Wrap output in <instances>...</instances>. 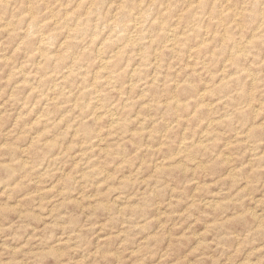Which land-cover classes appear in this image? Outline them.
<instances>
[{
  "label": "rangeland",
  "instance_id": "1",
  "mask_svg": "<svg viewBox=\"0 0 264 264\" xmlns=\"http://www.w3.org/2000/svg\"><path fill=\"white\" fill-rule=\"evenodd\" d=\"M40 1L0 0V264H264V0Z\"/></svg>",
  "mask_w": 264,
  "mask_h": 264
},
{
  "label": "bare ground",
  "instance_id": "2",
  "mask_svg": "<svg viewBox=\"0 0 264 264\" xmlns=\"http://www.w3.org/2000/svg\"><path fill=\"white\" fill-rule=\"evenodd\" d=\"M4 1H5V0H4ZM13 1H14V0H13ZM36 1H37V0H36ZM39 1H40V0H39ZM42 1H43V0H42ZM50 1H51V0H50ZM72 1H73V0H72ZM72 1H71V2H72ZM107 1H108V0H107ZM107 1H106V2H107ZM110 1H112V0H110ZM136 1H137V0H136ZM166 1H167V0H166ZM233 1H234V0H233ZM241 1H242V0H241ZM246 1H247V0H246ZM259 1H260V0H259ZM259 1H257V2L259 3ZM1 2H2V1H1ZM26 2H28V0H26ZM40 2H41V1H40ZM48 2H49V0H48ZM52 2H53V0H52ZM56 2H57V1H56ZM63 2H65V1H63ZM63 2H62V4H63ZM69 2H70V0H69ZM77 2H78V1H77ZM82 2H83V1H82ZM89 2L91 3V0H90ZM98 2H99V1H98ZM100 2H101V1H100ZM100 2H99V4H100ZM119 2H120V0H119ZM119 2H118L117 4H119ZM129 2H130V1L128 0V4H129ZM132 2H133V1H132ZM132 2H130V4H132ZM148 2L150 3V1H148ZM219 2H220V1H219ZM235 2H236V1H235ZM237 2H239V1H237ZM257 2H256V3H257ZM262 2H263V1H262ZM6 3H7V2H6ZM8 3H9V2H8ZM19 3H20V2H19ZM19 3H18V4H19ZM22 3H24V1H22ZM31 3H32V1H31ZM33 3H34V2H33ZM43 3H44V2H43ZM46 3H47V2H46ZM75 3H76V2H75ZM84 3H85V2H84ZM95 3H96V2H95ZM95 3H94V4H95ZM107 3H108V2H107ZM114 3H116V2H114ZM122 3H124V2H122ZM125 3H126V1H125ZM165 3H166V2H165ZM221 3H222V2H221ZM221 3H220V4H221ZM232 3H233V2H232ZM14 4H15V2H14ZM41 4H42V3H41ZM73 4H74V2H73ZM76 4H77V3H76ZM88 4H89V3H88ZM97 4H98V3H97ZM97 4H96V5H97ZM102 4H103V3H102ZM126 4H127V3H126ZM147 4H148V3H147ZM170 4H171V3H170ZM236 4L238 5L239 3H236ZM242 4H243V3H242ZM246 4H248V3H246ZM250 4H251V3H250ZM263 4H264V3H263ZM15 5H16V4H15ZM15 5H14V6H15ZM23 5H24V4H23ZM63 5H64V4H63ZM63 5H62V6H63ZM66 5H67V4H66ZM68 5L70 6V3H69ZM71 5H72V3H71ZM96 5H94V6L96 7ZM100 5H101V4H100ZM106 5H107V4H106ZM121 5H122V4H121ZM124 5H125V4H124ZM133 5H134V4H133ZM136 5H137V3H136ZM161 5H162V4H160V6H161ZM172 5H173V4H172ZM228 5H230V4H228ZM228 5H226V6H228ZM237 5H236V6H237ZM252 5H253V4H252ZM8 6H9V5H8ZM16 6H17V5H16ZM29 6H30V4H29ZM43 6H45V4L42 5V6H40V7L43 8ZM56 6H57V5H56ZM59 6H60V4H59ZM76 6H77V5H75V7H76ZM82 6H85V5H82ZM82 6H81V7H82ZM116 6H117V5H116ZM143 6H145V5H143ZM163 6H165V5L163 4ZM163 6H161L160 8H162ZM219 6H220V5H219ZM230 6H231V5H230ZM232 6H233V5H232ZM253 6H254V5H253ZM260 6H261V5H260ZM263 6H264V5H263ZM263 6H262V7H263ZM33 7H34V4H33ZM46 7H47L46 9L48 10V6H47V5H46ZM50 7H51V6H50ZM71 7H72V6H71ZM73 7H74V6H73ZM73 7H72V9H74ZM81 7H80V8H81ZM108 7H109V6H108ZM119 7H120V6H119ZM119 7H118V8H119ZM122 7H123V6H122ZM127 7H128V6H127ZM127 7H126V8H127ZM139 7L142 8V6H139ZM145 7H146V6H145ZM157 7H158V6H157ZM220 7H221V6H220ZM233 7H235V6H233ZM237 7H238V6H237ZM246 7H247V6H246ZM246 7H244V9H246ZM251 7H252V6H251ZM0 8H1V7H0ZM10 8H11V7H10ZM17 8H18V7H17ZM30 8H31V7H30ZM38 8H39V7H38ZM51 8H52V7H51ZM54 8H55V6H54ZM56 8H57V7H56ZM82 8H83V7H82ZM87 8H88V7H87ZM89 8H90V5H89ZM98 8H100V7H98ZM116 8H117V7H116ZM116 8H115V10L117 11L118 9H116ZM132 8H133V6H132ZM132 8H131V9H132ZM140 8H139V9H140ZM163 8H164V7H163ZM256 8H257V5H256ZM256 8H254V9H256ZM260 8H261V7H260ZM6 9H7V8H6ZM14 9H16V8H14ZM14 9H13V10H14ZM26 9H27V8H26ZM32 9H33V8H32ZM44 9H45V8H44ZM52 9H53V8H52ZM64 9H66V8H64ZM69 9H70V8H69ZM84 9H86V7H85ZM94 9H95V8H94ZM103 9H104V8H103ZM103 9L101 8V10H103ZM128 9H129V8H128ZM128 9H126L127 12H128ZM164 9H165V8H164ZM184 9H186V8H184ZM184 9H183V11H184ZM219 9H220V8H219ZM226 9H227V8H226ZM228 9H230V8L228 7ZM248 9H249V8H248ZM248 9H247V10H248ZM252 9H253V8H252ZM257 9H258V10H261V9H259V8H257ZM257 9H256V10H257ZM262 9H263V8H262ZM4 10H5V9H4ZM30 10H31V9H30ZM35 10H36V8H35ZM47 10H46V11H47ZM91 10H93V9L91 8ZM95 10H96V9H95ZM97 10H98V9H97ZM101 10H100V11H101ZM134 10H136V9H134ZM137 10H138V9H137ZM137 10H136V11H137ZM149 10H150V9H149ZM162 10H163V9H162ZM208 10H209V9H208ZM231 10H232V9H231ZM238 10H240V8L237 9V11H238ZM242 10H243V9H242ZM5 11H6V10H5ZM20 11H22V10H20ZM20 11H19V12H20ZM48 11H49V10H48ZM55 11H56V10H55ZM93 11H94V10H93ZM105 11H106V10H105ZM109 11H110V10H109ZM113 11H114V10H113ZM132 11H133V10H132ZM183 11H182V12H183ZM234 11H235V10H234ZM234 11H233V12H234ZM237 11H235V12H237ZM249 11H250V9H249ZM251 11H252V10H251ZM9 12H11V11H9ZM13 12H14V11H13ZM24 12H25V11H24ZM27 12H29V11H27ZM34 12H35V11H34ZM34 12H33V13H34ZM37 12H39L38 9H37ZM43 12H45V11H43ZM51 12H52V11H51ZM56 12H57V11H56ZM61 12H62V11H61ZM61 12H59V13H61ZM64 12H65V11H64ZM66 12H67V11H66ZM76 12H78V11L76 10ZM83 12H84V11H83ZM85 12H86V10H85ZM85 12H84V13H85ZM91 12H92V11H91ZM101 12H103V11H101ZM107 12H108V11H107ZM119 12H120V11H119ZM122 12H126V11H122ZM122 12H120V13H122ZM223 12H225V11H223ZM5 13H7V12H5ZM20 13H21V12H20ZM53 13H54V11H53ZM62 13H63V12H62ZM62 13H61V14H62ZM93 13H94V12H93ZM93 13H92V14H93ZM98 13H99V12H98ZM139 13H141V12H139ZM146 13H147V12H146ZM177 13H179V12H177ZM251 13H252V12H251ZM254 13H255V12H254ZM260 13H262V11H261ZM0 14H1V12H0ZM10 14H11V13H10ZM13 14H14V13H13ZM38 14H39V13H38ZM65 14H66V13H65ZM73 14H74V13H73ZM75 14H76V13H75ZM80 14H82V11H81ZM80 14H79V15H80ZM100 14H101V13H100ZM103 14H104V13H103ZM135 14H136V13H135ZM199 14H200V13H199ZM217 14H218V13H217ZM236 14H237V13H236ZM240 14H241V13H240ZM256 14H257V11H256ZM5 15H6V14H5ZM31 15H32V14H31ZM35 15H37V14H35ZM45 15H46V14H45ZM57 15H58V14H57ZM87 15H88V14H87ZM93 15H95V13H94ZM97 15H98V14H97ZM101 15H102V14H101ZM104 15H105V14H104ZM113 15H114V14H113ZM119 15H120V14H119ZM126 15H127V14H126ZM128 15H130V14H128ZM131 15H132V13H131ZM131 15H130V16H131ZM150 15H151V14H150ZM156 15H157V14H156ZM46 16H47V15H46ZM54 16H55V15H54ZM70 16H71V15H70ZM99 16H100V15H99ZM99 16H98V17H99ZM111 16H112V14H111ZM120 16H121V15H120ZM135 16H136V15H135ZM190 16L192 17V15H190ZM221 16H222V15H221ZM230 16H231V15H230ZM244 16H245V15H244ZM249 16H250V15H249ZM249 16H248V17H249ZM2 17H3V16H2ZM7 17H8V16H7ZM7 17H6V18H7ZM13 17H14V16H13ZM13 17H12V18H13ZM15 17H17V16L15 15ZM35 17H36V16H35ZM47 17H48V16H47ZM50 17H51V16H50ZM52 17H53V15H52ZM58 17H59V16H58ZM80 17H81V16H80ZM106 17H107V16H106ZM116 17H118V16H116ZM132 17L134 18V15H133ZM142 17H143V16H142ZM144 17H146V16H144ZM153 17H154V16H153ZM171 17H172V16H171ZM234 17H235V15H234ZM250 17H251V16H250ZM10 18H11V17H10ZM17 18H18V17H17ZM29 18H30V17H29ZM42 18H45V17H42ZM42 18H41V19H42ZM70 18H71V17H70ZM89 18H90V17H89ZM89 18H88V19H89ZM92 18H93V17H92ZM94 18H95V16H94ZM112 18H113V17H112ZM112 18H111V19H112ZM118 18H119V17H118ZM127 18H128V17H126V19H127ZM133 18H132V19H133ZM135 18H137V17H135ZM135 18H134V19H135ZM168 18H169V16H168ZM178 18H179V17H178ZM208 18H209V17H208ZM219 18H220V16H219ZM0 19H1V18H0ZM22 19H23V18H21V21H22ZM30 19L32 20V18H30ZM37 19H39V18H37ZM54 19H55V18H54ZM61 19H63V18H61ZM61 19H60V21H61ZM65 19H66V18H65ZM72 19H73V18L70 19L71 22H72ZM74 19H75V18H74ZM74 19H73V21H74ZM86 19H87V18H86ZM88 19H87V20H88ZM98 19H99V18H97V20H98ZM115 19H116V18H115ZM120 19H122V18H120ZM129 19H130V17H129ZM159 19H160V18H159ZM159 19H157V20H159ZM163 19H164V18H163ZM171 19H172V18H171ZM171 19H170V20H171ZM202 19H203V18H202ZM223 19H224V18H223ZM244 19H245V17H244ZM252 19H253V18H252ZM262 19H263V18H261V19H259V20H262ZM3 20H4V19H3ZM3 20H2V21H3ZM8 20H9V19H8ZM10 20H11V19H10ZM13 20H14V19H13ZM13 20H12V21H13ZM15 20H16V19H15ZM44 20H45V19H44ZM49 20H50V19H49ZM56 20H57V19H56ZM76 20H77V19H76ZM83 20H84V19H83ZM90 20H91V19H90ZM102 20H104V19H102ZM102 20H101V21H102ZM105 20H106V19H105ZM109 20H110V18H109ZM117 20H118V19H117ZM117 20H116V21H117ZM152 20H154V19H151V21H152ZM208 20H209V19H207V21H208ZM219 20H220V19H219ZM238 20H239V19H238ZM238 20H237V21H238ZM242 20H243V19H242ZM0 21H1V20H0ZM18 21H20V20L17 19L16 24H18ZM32 21H33V20H32ZM46 21H47V20H46ZM68 21H69V20H67V22H68ZM92 21H93V20H92ZM142 21H143V20H142ZM142 21H141V22H142ZM146 21H147V20H146ZM151 21H149V22L151 23ZM160 21H161V19H160ZM176 21H177V20H176ZM233 21H234V20H233ZM233 21H232V22H233ZM5 22H7V20H6ZM14 22H15V21H14ZM34 22H35V20H34ZM69 22H70V21H69ZM69 22H68V23H69ZM71 22H70V23H71ZM84 22H86V21L84 20ZM118 22H119V21H118ZM118 22H117V23H118ZM121 22H122V21H121ZM123 22H124V21H123ZM129 22H133V20H131V21H129ZM129 22H128V23H129ZM144 22H145V20H144ZM144 22H142V24H143ZM200 22H201V21H200ZM228 22H229V21H228ZM235 22H236V20H235ZM239 22H240V21H238L237 24H239ZM241 22H242V21H241ZM259 22H260V23H263V22H264V19H263V22H261V21H259ZM2 23H3V22H2ZM11 23H12V22H11ZM19 23H20V22H19ZM28 23H30V22H28ZM36 23H37V22H36ZM41 23H42V21H41ZM50 23H51V22H50ZM56 23H57V22H56ZM60 23H62V22H60ZM72 23L74 24V22H72ZM79 23H80V22H79ZM100 23H101V22H100ZM102 23H103V22H102ZM102 23H101V25H102ZM117 23H116L115 25H117ZM128 23H127V24H128ZM171 23H172V22H171ZM174 23H176V22H174ZM190 23H191V22H190ZM192 23H193V22H192ZM204 23H205V22H204ZM206 23H207V22H206ZM214 23H215V22H214ZM12 24H13V23H12ZM32 24H35V23H32ZM32 24H30V25H32ZM111 24H112V23H111ZM119 24L123 25V23H119ZM119 24H118L117 26L120 27ZM125 24H126V23H125ZM131 24H133V23H131ZM134 24H135V23H134ZM134 24H133V25H134ZM176 24H177V23H176ZM258 24H259V23H258ZM0 25H1V24H0ZM2 25H3V24H2ZM4 25H6V24H4ZM27 25H28V24H27ZM38 25H39V23H38ZM51 25H52V24H51ZM51 25H50V26H51ZM65 25H66V24H65ZM65 25H64V26H65ZM69 25H71V24H69ZM81 25H82V23H81ZM85 25H86V24H85ZM94 25H95V24H94ZM94 25H92V26L94 27ZM108 25H109V24H108ZM147 25H148V24H147ZM168 25H169V24H168ZM262 25H263V24H262ZM7 26H8V25H7ZM18 26H19V24H18ZM22 26H23V25H22ZM25 26H26V25H25ZM42 26H43V25H42ZM73 26H74V25H73ZM79 26H80V25H78V27H79ZM90 26H91V25H90ZM96 26H97V24H96ZM105 26H106V25H105ZM124 26H125V25H124ZM129 26H130V25H129ZM148 26H149V25H148ZM171 26H172V25H171ZM173 26H174V25H173ZM225 26H226V25H225ZM236 26H238V25H236ZM242 26H243V25H242ZM246 26H247V25H246ZM248 26H249V25H248ZM1 27H2V26H1ZM8 27H9V26H8ZM12 27H14V24H13ZM34 27H36V26L34 25ZM58 27H59V26H58ZM93 27H92V28H93ZM102 27H104V23H103V26H102ZM102 27H101V28H102ZM107 27H108V26H107ZM113 27H115V26H113ZM121 27H122V26H121ZM134 27H135V26H134ZM144 27H145V26H144ZM169 27H170V26H169ZM215 27H216V26H215ZM244 27H245V26H244ZM4 28H5V27H4ZM18 28H19V27H18ZM22 28H23V27H22ZM27 28H28V27H27ZM32 28H33V27H32ZM38 28H39V26H38ZM55 28H56V27H55ZM60 28H61V25H60ZM62 28H64V27H62ZM66 28H68V27H66ZM66 28H65V29H66ZM97 28H98V27H97ZM108 28H109V27H108ZM117 28H118V27H117ZM126 28H127V26H126ZM152 28H153V27H152ZM191 28H192V27H191ZM203 28H204V27H203ZM223 28H224V27H223ZM248 28H249V27H248ZM254 28H255V27H254ZM16 29H17V28H16ZM28 29H29V28H28ZM28 29H27V30H28ZM34 29H36V28H34ZM40 29H41V28H40ZM95 29H96V28H95ZM109 29H110V28H109ZM122 29H123V28H122ZM124 29H125V28H124ZM136 29H138V28H136ZM142 29H143V28H142ZM142 29H141V30H142ZM144 29H145V28H144ZM156 29H157V28H156ZM170 29H171V28H170ZM255 29H256V28H255ZM9 30H10V29H8V31H9ZM11 30H12V29H11ZM11 30H10V31H11ZM20 30H21V29H20ZM25 30H26V28H25ZM30 30H31V29H30ZM55 30H56V29H55ZM58 30H59V29H58ZM69 30H70V29H69ZM83 30H84V29H83ZM88 30H89V29H88ZM92 30H93V29H92ZM92 30H90V32H91ZM120 30H121V29H120ZM127 30H128V29H127ZM150 30H151V29H150ZM189 30H190V29H189ZM204 30H205V29H204ZM12 31L15 32L16 30H12ZM17 31H18V30H17ZM17 31H16V32H17ZM31 31H32V30H31ZM41 31H42V30H41ZM49 31H50V30H49ZM52 31L54 32V30H52ZM73 31H74V30H73ZM78 31H79V30H78ZM78 31H77V32H78ZM80 31H81V30H80ZM114 31H115V30H114ZM121 31H122V30H121ZM123 31H124V30H123ZM134 31H135V30H134ZM147 31H148V30H147ZM153 31H154V30H153ZM164 31H166V30H164ZM181 31H183V30L181 29ZM181 31H180V32H181ZM210 31H211V30H210ZM23 32H24V31H23ZM32 32H33V31H32ZM44 32H45V31H44ZM46 32H47V31H46ZM84 32H85V31H84ZM84 32H83V33H84ZM97 32H98V31H97ZM109 32H110V31H109ZM117 32H118V31H116V34H117ZM132 32H133V31H132ZM138 32H139V31H138ZM138 32H137V33H138ZM143 32H144V31H143ZM220 32H221V31H220ZM253 32H254V31H253ZM263 32H264V31H263ZM6 33H7V32H6ZM21 33H22V31H21ZM29 33H30V32H29ZM35 33L37 34V32H35ZM65 33H66V32H65ZM85 33H86V32H85ZM94 33H95V32H94ZM104 33H105V32H104ZM137 33H136V35L138 36ZM141 33H142V31H141ZM168 33H169V32H168ZM206 33H208V32H206ZM206 33H203V34H206ZM229 33H230V32H229ZM19 34H20V33H19ZM41 34H42V33H41ZM48 34H49V33H48ZM66 34H68V31H67ZM66 34H64V35H66ZM80 34H81V33H80ZM90 34H91V33H90ZM90 34H89L88 36L91 37ZM92 34H93V33H92ZM97 34H98V33H97ZM97 34H95V36H96ZM99 34H100V33H99ZM99 34H98V35H99ZM116 34H115V35H116ZM127 34H129V33H127ZM127 34H126V35H127ZM169 34H170V33H169ZM176 34H177V33H176ZM212 34H213V32H212ZM217 34H219V33H217ZM45 35H46V34H45ZM78 35H79V34H78ZM98 35H97V36H98ZM111 35H112V34H111ZM111 35H110V36H111ZM122 35H123V34H122ZM146 35H147V34H146ZM152 35L155 36V34H152ZM167 35H168V34H167ZM167 35L165 34V38H166ZM183 35H184V34H183ZM206 35H207V34H206ZM247 35H248V34H247ZM251 35H252V34H251ZM19 36H20V35H19ZM24 36H26V35H24ZM30 36H32V35H30ZM41 36H43V34H42ZM54 36H55V35H54ZM54 36H53V37H54ZM70 36H71V34H70ZM72 36H73V35H72ZM82 36H83V34H82ZM82 36H81V37H82ZM123 36H124V35H123ZM123 36H121V37H123ZM149 36H150V35H149ZM169 36H170V35H169ZM175 36H177V35H175ZM201 36H202V35H201ZM203 36H204V35H203ZM203 36H202V37H203ZM211 36H212V35H211ZM222 36H223V35H222ZM20 37H21V36H20ZM20 37H19V40H20ZM22 37H23V36H22ZM26 37H28V34H27ZM47 37L49 38L48 35H47ZM47 37H46V38H47ZM74 37H75V36H74ZM74 37H73V38H74ZM111 37H112V36H111ZM115 37H116V36H115ZM127 37H128V36H127ZM127 37H126V38H127ZM133 37H136V36H133ZM138 37H140V36H138ZM177 37H179V36H177ZM199 37H200V36H199ZM255 37H256V36H255ZM100 38H101V37H100ZM117 38H118V37H117ZM126 38H125V39H126ZM142 38H143V36H142ZM142 38H141V40H142ZM146 38H149V37H146ZM152 38H153V37H152ZM163 38H164V37H163ZM200 38H201V37H200ZM209 38H210V37H209ZM209 38H208V39H209ZM251 38H252V37H251ZM22 39H24V38H22ZM38 39H40V38H38ZM50 39H51V38H50ZM50 39H48V40H50ZM61 39H62V38H61ZM69 39H71V37H70ZM76 39H77V38H76ZM90 39H91V38H90ZM104 39H105V38H104ZM106 39H107V37H106ZM119 39H120V38H119ZM127 39H128V38H127ZM136 39H137V38H136ZM144 39H145V38H144ZM159 39H160V38H159ZM171 39H172V38H171ZM237 39H238V38H237ZM35 40H36V39H35ZM35 40H34V41H35ZM42 40H43V39H42ZM48 40H46V41H48ZM55 40H56V39H55ZM59 40H60V39H59ZM101 40H102V39H101ZM137 40H138V39H137ZM149 40H150V39H149ZM151 40H152V39H151ZM165 40H167V38H166ZM205 40H206V39H205ZM230 40H231V39H230ZM230 40H229V41H230ZM28 41H29V40H28ZM28 41H27V42H28ZM32 41H33V40H32ZM32 41H31V42H32ZM37 41H38V40H37ZM62 41H63V40H62ZM119 41H120V40H119ZM162 41H164V40H162ZM172 41H173V40H172ZM240 41H241V40H239L238 42H240ZM20 42H21V40H20ZM24 42H25V41H24ZM24 42H23V43H24ZM92 42H93V41H92ZM97 42H98V41H97ZM116 42H117V41H116ZM122 42H124V41H122ZM122 42H121V43H122ZM125 42H126V40H125ZM139 42H140V40H139ZM167 42H168V41H167ZM262 42H263V41H262ZM16 43H17V41H16ZM25 43H26V42H25ZM34 43H35V42H34ZM47 43H48V42H46V45H47ZM49 43H50V42H49ZM113 43H114V41H113ZM126 43H127V42H126ZM128 43H129V42H128ZM137 43H138V42H137ZM163 43H164V42H163ZM165 43H166V42H165ZM174 43H175V42H174ZM190 43H191V42H190ZM198 43H200V41H199ZM201 43H202V42H201ZM17 44H18V43H17ZM29 44H30V43H29ZM39 44H40V43H39ZM39 44H38V46H39ZM95 44H96V43H95ZM100 44L102 45L101 42H100ZM115 44H116V43H115ZM131 44H132V43H131ZM141 44H142V43H141ZM145 44H146V43H145ZM147 44H148V43H147ZM171 44H172V43H171ZM233 44H234V43H233ZM23 45H25V44H23ZM26 45H27V44H26ZM35 45H36V44H35ZM35 45H34V46H35ZM41 45H42V44H41ZM84 45H85V44H84ZM93 45H94V44H93ZM101 45H100V46H101ZM116 45H117V44H116ZM119 45H120V44H119ZM136 45H137V44H136ZM139 45H140V43H139ZM198 45H199V44H198ZM198 45H195V46H198ZM228 45H229V44H228ZM238 45H239V44H238ZM251 45H252V44H251ZM3 46H4V45H3ZM32 46H33V45H32ZM42 46H43V45H42ZM66 46H67V45H66ZM82 46H83V45H82ZM102 46H103V45H102ZM144 46H145V45H144ZM144 46H142V47L144 48ZM155 46H156V45H155ZM170 46H171V45H170ZM195 46H193V47H195ZM200 46H201V45H200ZM230 46H231V45H230ZM242 46H243V45H242ZM244 46H245V45H244ZM246 46H247V45H246ZM246 46H245V48H246ZM14 47H15V46H14ZM40 47H41V46H40ZM64 47H65V45H64ZM89 47H90V46H89ZM119 47H120V46H119ZM160 47H161V46H160ZM166 47H168V46H166ZM171 47H172V46H171ZM238 47H240V45H239ZM12 48H13V47H12ZM43 48H44V47H43ZM66 48H67V47H66ZM68 48H69V47H68ZM100 48H101V47H100ZM146 48H148V45L145 46V49H146ZM155 48H156V47H155ZM168 48H169V47H168ZM173 48H174V47H173ZM3 49H4V48H3ZM3 49H2V50H3ZM44 49H45V48H44ZM69 49H70V48H69ZM90 49H92V48H90ZM109 49H110V47H109ZM117 49H118V46H117ZM213 49H214V48H213ZM230 49H231V48H230ZM241 49H242V48H241ZM23 50H24V49H23ZM30 50H31V49H30ZM41 50H42V49H41ZM47 50H48V49H47ZM78 50H79V49H78ZM98 50H99V49H98ZM118 50H119V49H118ZM135 50H136V49H135ZM135 50H134V51H135ZM139 50H140V49H139ZM142 50H143V49H142ZM176 50H177V49H176ZM25 51H26V49H25ZM31 51H32V50H31ZM31 51H29L28 55L30 54ZM39 51H40V50H39ZM112 51H113V50H112ZM125 51H127V50H125ZM131 51H133V50H131ZM143 51H144V50H143ZM178 51H179V50H178ZM178 51H177V52H178ZM211 51H213V50H211ZM236 51H238V50H236ZM245 51H246V50H245ZM257 51H258V50H257ZM23 52H24V51H23ZM46 52H47V51H46ZM48 52H49V51H48ZM64 52H65V50H64ZM109 52H110V51H109ZM114 52H115V51H114ZM116 52H118V51H116ZM129 52H130V51H129ZM136 52H137V50L135 51V53H136ZM152 52H153V51H152ZM157 52H158V51H157ZM185 52H186V51H185ZM209 52H210V51H209ZM227 52H229V51H227ZM240 52H241V51H240ZM39 53H40V52H39ZM44 53H45V52H44ZM68 53H69V52H68ZM71 53H72V52H71ZM71 53H70V54H71ZM111 53H112V52H111ZM146 53H147V52H146ZM150 53H151V52H150ZM31 54H32V53H31ZM46 54H47V53H46ZM48 54H49V53H48ZM48 54H47V55H48ZM153 54H156V53L154 52ZM230 54H231V56H232L234 53L232 54V53L230 52ZM74 55H75V54H74ZM109 55H110V54H109ZM113 55H114V54H113ZM139 55H140V54H139ZM142 55H143V54H142ZM243 55H244V52H243ZM258 55H259V54H258ZM36 56H37V55H36ZM38 56H39V55H38ZM76 56H77V55H76ZM82 56H83V54H82ZM94 56H95V55H94ZM107 56H108V55H107ZM159 56H160V55H159ZM176 56H178V55H176ZM233 56H234V55H233ZM43 57H44V56H43ZM62 57H63V56H62ZM62 57H60V59H61ZM64 57H67V56H64ZM71 57H72V56H71ZM74 57H75V56H74ZM74 57H73V58H74ZM78 57H80V54L78 55ZM113 57H114V56H112V59H113ZM146 57H147V55L145 56V58H146ZM243 57H245V56H243ZM259 57H260V56H259ZM39 58H40V60H41V57H39ZM39 58H38V59H39ZM46 58H47V57H46ZM81 58H82V57H81ZM81 58H80V59H81ZM123 58H124V57H123ZM145 58H143V59H145ZM153 58H154V57H153ZM158 58H159V57H158ZM58 59H59V58H58ZM82 59H84V58H82ZM105 59H106V58H105ZM64 60H65V59H64ZM73 60H74V59H73ZM73 60H72V61H73ZM154 60H155V58H154ZM43 61H46V60H43ZM55 61H56V59H55ZM79 61H80V60H79ZM85 61H86V60H85ZM87 61H88V60H87ZM116 61H117V60H116ZM77 62H78V61H77ZM123 62H124V61H123ZM123 62L121 61V63H123ZM152 62H153V61H152ZM154 62H155V61H154ZM154 62H153V63H154ZM201 62H202V61H201ZM240 62H242V61H240ZM44 63H45V62H44ZM64 63H66V62H64ZM70 63H71V62H69V64H70ZM87 63H88V62H87ZM105 63H106V62H105ZM113 63H114V62H113ZM116 63H117V62H116ZM236 63H237V62H236ZM36 64H37V63H36ZM45 64H46V63H45ZM59 64H60V63H59ZM108 64H109V63H108ZM141 64H143V63H141ZM145 64H146V63H145ZM11 65H12V64H11ZM38 65H39V64H38ZM86 65H87V64H86ZM91 65H92V64H91ZM113 65H114V64H113ZM117 65H118V64H117ZM121 65H123V64H121ZM143 65H144V64H143ZM191 65H193V64H191ZM31 66H32V65H31ZM36 66H37V65H36ZM56 66H57V65H55V68H56ZM60 66H61V65H60ZM60 66H58V67H60ZM67 66H68V65H67ZM74 66H75V65H74ZM74 66H73V67H74ZM80 66H82V65L80 64ZM80 66L78 67L79 69H81ZM102 66H103V64H102ZM107 66H108V65H107ZM110 66H111V68H114V69H115L116 64L114 65L115 67H114V66L112 67V65H110ZM245 66H246V65H245ZM44 67H45V66H44ZM44 67H43V70H44ZM51 67H53V65H51ZM73 67H72V68H73ZM117 67H119V66H117ZM120 67H121V66H120ZM131 67H132V66H131ZM155 67H156V66H155ZM53 68H54V67H53ZM53 68H52V69H53ZM67 68H68V67H67ZM72 68H71V69H72ZM75 68H77V67H75ZM78 68H77V70H78ZM88 68H89V67H88ZM100 68H101V66H100ZM105 68H106V67H105ZM111 68H110V69H111ZM151 68H152V67H151ZM27 69H28V68H27ZM35 69H37V68H35ZM82 69H83V68H82ZM97 69H98V68H97ZM110 69H109V70H110ZM116 69H117V68H116ZM118 69H121V68H118ZM118 69H117V70H118ZM247 69H248V68H247ZM25 70H26V69H25ZM45 70H46V69H45ZM66 70H67V69H66ZM72 70H74V69H72ZM77 70H75V71H77ZM83 70H84V69H83ZM103 70H104V69H103ZM112 70H113V69H112ZM131 70H132V69H131ZM235 70H236V68H235ZM235 70H234V71H235ZM53 71H54V70H53ZM68 71H69V70H68ZM85 71H86V70H85ZM132 71H133V70H132ZM139 71H140V70H139ZM8 72H9V71H8ZM69 72H70V71H69ZM78 72H79V71H78ZM128 72H129V71H128ZM135 72H137V71H135ZM140 72H141V71H140ZM143 72H144V71H143ZM40 73H41V72H40ZM44 73H45V71H44ZM49 73H50V72H49ZM52 73H53V72H52ZM60 73H61V72H60ZM99 73H100V71H99ZM131 73H133V72H131ZM131 73H129V74L131 75ZM174 73H175V72H174ZM213 73H214V72H213ZM70 74H72V73H70ZM77 74L79 75L80 73H77ZM83 74H84V73H83ZM86 74H87V73H86ZM104 74H106V73H104ZM109 74H110V72H109ZM113 74H115V73H113ZM162 74H163V73H162ZM186 74H187V73H186ZM255 74H256V73H255ZM45 75H46V74H45ZM64 75H65V73H64ZM64 75L62 74V76H64ZM43 76H44V75H43ZM65 76H66V75H65ZM68 76H69V75H68ZM80 76L82 77V75H80ZM137 76H138V75H137ZM254 76H255V75H254ZM7 77H8V76H7ZM39 77H41V76H39ZM39 77H38V78H39ZM101 77H102V76H101ZM116 77H117V75H116ZM72 78H73V76H72ZM103 78H104V76H103ZM111 78H112V77H111ZM117 78H118V77H117ZM183 78H184V77H183ZM39 79H41V78H39ZM47 79H48V78H47ZM57 79H58V78H57ZM81 79H82V78H81ZM104 79H105V78H104ZM114 79H115V78H114ZM14 80H15V79H14ZM35 80H36V79H35ZM66 80H67V79H66ZM105 80H106V79H105ZM138 80H139V79H138ZM258 80H259V79H258ZM24 81H25V80H24ZM39 81H40V80H39ZM46 81H47V80H46ZM53 81H54V80H53ZM122 81H124V80H122ZM201 81H202V80H201ZM41 82H42V81H41ZM49 82H50V80H49ZM55 82H56V81H55ZM69 82H70V81H69ZM80 82H81V81H80ZM176 82H177V81H176ZM180 82H181V81H180ZM253 82H254V81H253ZM16 83H17V82H16ZM36 83H37V82H36ZM43 83H44V82H43ZM47 83H48V82H47ZM78 83H79V82H78ZM105 83H106V82H105ZM174 83H175V82H174ZM191 83H192V82H191ZM242 83H243V82H242ZM242 83H241V84H242ZM44 84H45V83H44ZM44 84H43V85H44ZM107 84H108V83H107ZM177 84H178V83H177ZM241 84H240V86H241ZM41 85H42V84H41ZM83 85H84V84H83ZM174 85H175V84H174ZM238 85H239V84H238ZM245 85H246V84H245ZM13 86H14V85H13ZM197 86H198V85H197ZM129 87H130V86H129ZM129 87H128V88H129ZM2 88H5V87H2ZM169 88H171V87H169ZM174 88H176V87H174ZM171 89L173 90V88H171ZM227 89H228V88H227ZM78 90H79V89H78ZM94 90H95V89H94ZM238 90H239V89H238ZM251 91H252V90H251ZM51 92H52V91H51ZM123 92H124V91H123ZM169 92H170V89H169ZM171 92H172V91H171ZM171 92H170V93H171ZM68 93H69V92H68ZM96 93H97V92H96ZM157 93L159 94V91H158ZM157 93H155V94H157ZM172 93H173V92H172ZM75 94H76V93H75ZM124 94H125V93H124ZM158 94H157V95H158ZM51 95H52V94H51ZM60 95H61V94H60ZM167 95H168V94H167ZM172 95H174V94H172ZM200 95H201V94H200ZM216 95H217V94H216ZM65 96H66V95H65ZM80 96H81V95H80ZM154 96H155V95H154ZM165 96H166V95H165ZM177 96H178V95H177ZM226 96H227V95H226ZM161 97H162V96H161ZM201 97H202V96H201ZM154 98L157 99L156 97H154ZM173 98H174V97H173ZM233 98H234V97H233ZM73 99H74V98H73ZM82 99H83V98H82ZM155 99H154V100H155ZM69 100H70V99H69ZM157 100H158V99H157ZM157 100H156V102H157ZM164 100H165V99H164ZM166 100H167V99H166ZM166 100H165V101H166ZM49 101H50V100H49ZM63 101H64V100H63ZM80 101H81V100H80ZM125 101H126V100H125ZM178 101L180 102V99H179ZM45 102H46V101H45ZM71 102H72V101H71ZM85 102H86V101H85ZM89 102H90V101H89ZM153 102H154V101H153ZM174 102H175V101H174ZM198 102H199V101H198ZM60 103H61V102H60ZM75 103H76V102H75ZM87 103H88V102H87ZM195 103H196V102H195ZM199 103H200V102H199ZM224 103L226 104V102H224ZM54 104H55V103H54ZM83 104H84V103H83ZM174 104H175V103H174ZM26 105H27V104H26ZM57 105H58V104H57ZM96 105H97V104H96ZM197 105H198V103H197ZM252 105H253V104H252ZM94 106H95V105H94ZM127 106H128V105H127ZM153 106H154V105H153ZM153 106H152V107H153ZM155 106H158V105H155ZM155 106H154V107H155ZM174 106H176V105H174ZM182 106H184V105H182ZM240 106H241V105H240ZM36 107H37V106H36ZM70 107H71V106H70ZM70 107H69V108H70ZM184 107H185V106H184ZM192 107H194V106H192ZM78 108H79V107H78ZM80 108H81V107H80ZM82 108H83V107H82ZM125 108H126V107H125ZM156 108H158V107H156ZM173 108H175V107H173ZM54 109H55V108H54ZM90 109H91V107H90ZM178 109H179V108H178ZM178 109H177V110H178ZM181 109H182V108H181ZM59 110H60V109H59ZM60 111H61V110H60ZM181 111L183 112V110H181ZM181 111H180V112H181ZM27 112H28V111H27ZM91 112H92V111H91ZM19 113H20V112H19ZM43 113H44V112H43ZM45 113H46V112H45ZM45 113H44V114H45ZM66 113H67V112H66ZM110 113H111V112H110ZM191 113H192V112H191ZM182 114H183V113H182ZM1 115H2V114H1ZM26 115H27V114H26ZM57 115H58V114H57ZM57 115H56V117H57ZM80 115H81V114H80ZM110 115H111V114H110ZM112 115H113V114H112ZM121 115H122V114H121ZM222 115H223V114H222ZM236 115H237V114H236ZM108 116H109V114H108ZM179 117H181V116H179ZM238 117H239V116H238ZM247 117H248V116H247ZM41 118H42V117H41ZM85 118H86V117H85ZM114 118H115V116H114ZM114 118H113V119H114ZM121 118H122V117H121ZM48 119H49V117H48ZM109 119H111V118L109 117ZM210 119H211V118H210ZM219 119H220V118H219ZM82 120H83V119H82ZM114 120H115V119H114ZM212 120H213V119H212ZM26 121H27V120H26ZM49 121H50V119H49ZM51 121H54V120H51ZM78 121H79V120H78ZM108 121H109V120H108ZM123 121H124V120H123ZM45 122H46V121H45ZM63 122H64V121H63ZM82 122H83V121H82ZM114 122H115V121H114ZM121 122H122V120H121ZM242 122H243V121H242ZM29 123H30V122H29ZM51 123H53V122H51ZM109 123H110V122H109ZM180 123H181V122H180ZM234 123H235V122H234ZM48 124H49V123H48ZM119 124H120V121H119ZM121 124H122V123H121ZM42 125H43V123H42ZM73 125H74V124H73ZM116 125H117V124H116ZM180 125H181V124H180ZM209 125H210V124H209ZM48 126H49V125H48ZM110 126H111V125H110ZM117 126H118V125H117ZM241 126H242V125H241ZM44 127H45V126H44ZM44 127H43V128H44ZM85 127H86V126H85ZM114 127H116V126H114ZM119 127H120V125H119ZM22 129H23V128H22ZM48 129H50V128H48ZM84 129H85V128H84ZM114 129H115V128H114ZM117 129H118V128H117ZM74 130H75V129H74ZM119 130H120V129H119ZM52 131H54V130H52ZM84 131H85V130H84ZM110 131H111V130H110ZM251 131H253V130H251ZM90 132H91V130H90ZM51 133H52V132H51ZM57 133H58V132H57ZM68 133H69V132H68ZM73 133H74V132H73ZM75 133H77V132L75 131ZM94 133H95V132H94ZM61 134H62V132H61ZM90 134H91V133H90ZM90 134H89V135H90ZM235 134H236V133H235ZM53 135H54V133H53ZM53 135H52V136H53ZM83 135H84V134H83ZM86 135H87V134H86ZM89 135L87 136L88 138H90ZM261 135H262V134H261ZM32 136H33V135H32ZM84 136H85V135H84ZM96 136H97V135H96ZM96 136H95V137H96ZM259 136H260V135H259ZM85 137H86V136H85ZM87 137H86V138H87ZM92 137H93V136H92ZM51 138H52V137H51ZM93 138H94V137H93ZM47 139H48V138H47ZM90 139H91V138H90ZM96 139H97V138H96ZM48 140H49V139H48ZM75 141H76V140H75ZM47 142H48V141H47ZM51 142H53V141H51ZM21 143H22V142H21ZM74 143H75V142H74ZM24 144H25V143H24ZM33 144H34V143H33ZM43 144H45V143H43ZM93 144H94V143H93ZM18 147H19V146H18ZM20 147H21V146H20ZM59 148H60V147H59ZM180 149H182V148L180 147ZM59 151H60V150H59ZM109 152H110V151H109ZM172 152H173V151H172ZM106 155H107V154H106ZM114 155H115V154H114ZM164 155H165V154H164ZM187 155H189V154H187ZM191 157H192V156H191ZM41 158H42V157H41ZM50 158H51V157H50ZM112 158H113V156H112ZM260 159H261V158H260ZM28 160H29V159H28ZM162 160H163V159H162ZM46 161H47V159H46ZM52 161H53V160H52ZM42 162H43V161H42ZM57 162H58V161H57ZM22 163H23V162H22ZM31 163H32V162H31ZM31 163H30V164H31ZM37 163H38V161H37ZM23 164H24V163H23ZM33 164H35V161H34ZM45 164H46V163H45ZM28 165H29V164H28ZM43 165H44V164H43ZM50 165H51V164H50ZM53 166H54V164H53ZM155 166H156V165H155ZM165 166H166V165H165ZM23 167H24V166H23ZM10 168H11V166H10ZM30 168H31V167H29V169H30ZM11 169H12V168H11ZM31 170H32V169H31ZM26 171H27V170H26ZM27 172H29V171H27ZM31 172H32V171H31ZM242 172H243V171H242ZM20 173H21V172H20ZM29 173H30V172H29ZM10 175H11V174H10ZM254 175H255V173H254ZM11 182H12V181H11ZM91 195H92V194H91ZM89 203H90V202H89ZM207 203H208V202H207ZM160 210H161V209H160ZM225 222H226V220H225ZM136 257H137V256H136Z\"/></svg>",
  "mask_w": 264,
  "mask_h": 264
}]
</instances>
